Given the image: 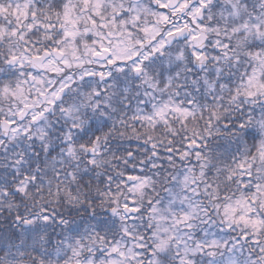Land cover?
I'll use <instances>...</instances> for the list:
<instances>
[{
    "label": "snow or ice",
    "instance_id": "snow-or-ice-1",
    "mask_svg": "<svg viewBox=\"0 0 264 264\" xmlns=\"http://www.w3.org/2000/svg\"><path fill=\"white\" fill-rule=\"evenodd\" d=\"M0 264H264V0H0Z\"/></svg>",
    "mask_w": 264,
    "mask_h": 264
}]
</instances>
